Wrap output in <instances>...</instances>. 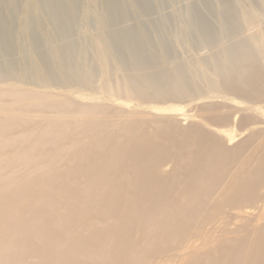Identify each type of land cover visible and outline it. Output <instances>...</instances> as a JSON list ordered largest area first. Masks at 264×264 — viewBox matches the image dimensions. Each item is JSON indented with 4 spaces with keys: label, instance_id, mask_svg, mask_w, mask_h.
Returning <instances> with one entry per match:
<instances>
[{
    "label": "bare ground",
    "instance_id": "1",
    "mask_svg": "<svg viewBox=\"0 0 264 264\" xmlns=\"http://www.w3.org/2000/svg\"><path fill=\"white\" fill-rule=\"evenodd\" d=\"M30 1L51 7L61 34L65 12L75 17L80 4ZM202 3L186 17L196 40L208 50L224 45L195 62L209 65L201 77L213 94L196 114L201 121L185 128L165 115L179 108L143 104L200 93V72L188 63L148 72L149 49L132 29L116 32L113 47L107 42L98 53L122 65L130 57L133 70H144L120 83L125 98L145 100L136 109L109 111L28 86L0 89V264H264V28L255 29L251 15L239 19L228 0ZM105 4L109 19L128 20L123 0ZM218 14L219 26H203ZM243 21L254 31L232 42ZM11 24L0 17V42ZM175 42L187 44L185 28ZM100 67L102 89L115 102L120 90L106 79L107 63Z\"/></svg>",
    "mask_w": 264,
    "mask_h": 264
},
{
    "label": "rangeland",
    "instance_id": "2",
    "mask_svg": "<svg viewBox=\"0 0 264 264\" xmlns=\"http://www.w3.org/2000/svg\"><path fill=\"white\" fill-rule=\"evenodd\" d=\"M106 1L80 0L79 6L75 9V17L71 18V13L65 12L67 32L61 34L49 16L50 6L37 4L35 7L30 0H0V17L7 15L12 21L8 39L0 42V53H2L0 54V66L6 75H10L7 80L0 79V89H23L28 86L27 89L33 92L54 91L58 96H71L73 102L77 104L98 103L108 107L109 111L112 109L111 107H113L111 111L136 109L145 100H140L138 97H135L134 100L132 96L125 98L120 83L124 82V77H127L129 73H138L144 70H133L138 66L128 63L130 57H126L125 63L122 65L120 64L121 60L116 58L115 54L111 55L109 52H105L99 55L98 53L107 42L110 47H113L112 40H114L116 32L126 33L129 29H132L134 37L143 39L145 46L149 49V55L153 58L149 56V61L143 66L148 72L172 71L175 67L184 63H188L184 65L190 67L189 70L200 72L199 76L196 75L198 76L196 84H199L196 87L201 90L200 93H197L200 94L199 96L194 94L188 98H166L162 101H154V103L153 101H146L143 105L147 107L154 105L166 107L169 105L179 108L177 111L168 112V114L166 112L165 115L176 119L181 128H185L191 122L201 121L196 114H202L203 105L211 103L207 96L213 93L209 92L201 77L202 72L210 71L209 65L201 62L196 64L195 62L202 56L204 57L224 45L218 44L213 49L208 50L206 46L196 40L195 30L188 24L187 13L189 10L196 11L195 6L202 8L204 0H148L149 7H146L147 9L139 4L137 5L134 0H131V2L123 0L128 13H130L126 22L109 19ZM37 2L40 3V0H37ZM228 2L237 10L239 19L242 20L246 14L251 15L256 22L255 29L264 28V12H262L264 9H260L262 8L260 3L263 6L264 0H228ZM222 20L223 17L218 14L208 17V20L203 19L201 22L203 26L213 28V26H219ZM242 23L241 25H235L233 28V34L230 35L233 38L232 42L254 31V28L246 27L244 21ZM183 28H185L187 44H178L175 42V38L182 32ZM7 45L10 48L6 53L2 50ZM8 60L11 62L8 63ZM67 60L71 62L69 66ZM101 61L107 63L104 71L106 79L112 85L113 91L120 90V92H117V100L123 103H119L117 100L115 102L113 100L109 101L107 92L102 89V76L104 75L101 72ZM34 63L43 67L46 74H41L42 76L37 74ZM11 68L13 70H10ZM42 81L44 84L46 83L45 86H43ZM22 83L23 85H21ZM48 85H52L54 88ZM65 86L69 90L65 89ZM201 92H204V95ZM128 102L131 104L127 107ZM200 108L202 112L199 111ZM148 110L155 115L163 114L160 110L147 108L146 111ZM182 114L191 115L187 117Z\"/></svg>",
    "mask_w": 264,
    "mask_h": 264
}]
</instances>
